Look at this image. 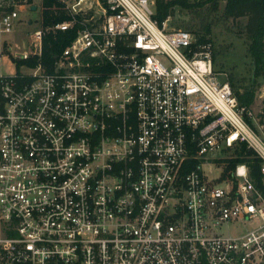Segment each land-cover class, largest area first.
<instances>
[{"label": "built area", "instance_id": "2783aa9c", "mask_svg": "<svg viewBox=\"0 0 264 264\" xmlns=\"http://www.w3.org/2000/svg\"><path fill=\"white\" fill-rule=\"evenodd\" d=\"M52 1L66 20L0 39V264H264V194L219 165L245 144L264 182V138L212 44L155 0ZM20 21L0 4V35ZM57 30L75 35L42 63Z\"/></svg>", "mask_w": 264, "mask_h": 264}, {"label": "rangeland", "instance_id": "374dc122", "mask_svg": "<svg viewBox=\"0 0 264 264\" xmlns=\"http://www.w3.org/2000/svg\"><path fill=\"white\" fill-rule=\"evenodd\" d=\"M191 2L197 0H189ZM3 8L9 9L16 7L20 13L22 21L18 22L16 30L12 33L1 34L0 39H5L13 45L28 38L29 33L36 28H44L43 26V6L42 0H15L14 3L7 0H0ZM35 6V9H31ZM57 10V8H55ZM224 2L219 5L205 3L193 9H183L179 6L174 7V11L167 16L163 22L166 27L172 29H185L194 32L196 35L204 36L209 39L213 46V62L216 72H223L232 76L233 82L238 90L243 93L246 89L252 88L254 98L252 104L248 107L252 113V117L248 120L252 129L264 138V72L253 75L252 59L248 55L249 38L245 31L247 18L242 17L233 19L224 16ZM30 21V23H29ZM205 28H207L205 30ZM27 34V35H26ZM1 69L5 74L14 73V66L7 59L1 61ZM234 157V153H231ZM228 160L223 167H228ZM210 176L221 172V169H211L209 166H203ZM244 226L236 222L228 227L223 226L221 233L225 235L238 234L244 231Z\"/></svg>", "mask_w": 264, "mask_h": 264}, {"label": "trees", "instance_id": "16d2710c", "mask_svg": "<svg viewBox=\"0 0 264 264\" xmlns=\"http://www.w3.org/2000/svg\"><path fill=\"white\" fill-rule=\"evenodd\" d=\"M220 2H224V16L233 19L247 18L245 25V31L249 38L247 51L252 59L253 75L256 76L260 72H264V0H197L194 2L189 0H155L153 17L161 24L174 11L175 6L183 9H193L205 3L218 6ZM42 6L44 27L67 19V16L62 11L59 9L55 10L57 5L52 0H42ZM74 35L75 30H57L46 34L43 40L42 63L51 64L53 57L58 55L69 44ZM195 36L199 42H209V39H206L203 35L195 34ZM29 63L35 64L36 61L32 60ZM229 81L240 105L248 108L254 98L252 88H245V91L241 93L235 86L232 76ZM247 122L251 125L248 119ZM254 154V151L242 144L235 149L234 158L228 160L227 170L233 168L238 162H246L250 168V176L264 194V182L260 173V159Z\"/></svg>", "mask_w": 264, "mask_h": 264}, {"label": "water", "instance_id": "95a60500", "mask_svg": "<svg viewBox=\"0 0 264 264\" xmlns=\"http://www.w3.org/2000/svg\"><path fill=\"white\" fill-rule=\"evenodd\" d=\"M35 8H36L35 6H32V7H31L32 10L35 9Z\"/></svg>", "mask_w": 264, "mask_h": 264}]
</instances>
